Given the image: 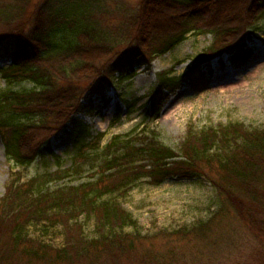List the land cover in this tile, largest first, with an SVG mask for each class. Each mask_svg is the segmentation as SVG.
<instances>
[{
    "label": "trees",
    "instance_id": "16d2710c",
    "mask_svg": "<svg viewBox=\"0 0 264 264\" xmlns=\"http://www.w3.org/2000/svg\"><path fill=\"white\" fill-rule=\"evenodd\" d=\"M114 1L108 6V0H0V24L11 26L17 15L26 16L17 31L0 35V54L11 61L0 66L8 85L0 88V136L12 167L27 169L44 157V151L61 164L49 143L69 126L67 133L77 150L74 157L89 158L87 151L99 147L101 134L92 135L75 115L87 110L106 86L131 78L136 68L168 53L190 32L212 33L216 42L209 56L198 57L194 72L225 51L233 65H240L251 55L246 44L250 29L264 18V0H142L140 14H133L124 0ZM163 5L178 12L166 17L169 30L159 34L161 27L152 23L151 16L162 12ZM246 23L248 32L242 35L239 31ZM131 27L137 34L127 37ZM89 75L97 82L81 96L82 80ZM181 79L168 72L159 74L151 93L152 104H157L155 116L160 114L159 101ZM24 82L32 86L13 88ZM83 99L89 103L84 105ZM43 128H49L52 136L35 140L33 135ZM117 140L119 136L105 147L94 177L78 185L50 188V182L69 175L68 169L39 173L28 181H22L21 171H11L0 202V264L73 263L82 258L86 264H121L127 254L138 253L141 231L134 216L112 195L128 192L144 177L154 184L175 176L208 177L203 165H216L228 183L215 184L216 215L173 234L202 243L214 223L234 215L264 235V198L259 192L264 187V129H245L237 123L197 132L189 127L179 151L155 136L119 144ZM84 213L94 217V237H86L79 225L81 230L70 235L54 256L50 245L29 237L30 225L47 230L62 224L70 229L69 222H77ZM169 255L150 249L139 264H175L177 253Z\"/></svg>",
    "mask_w": 264,
    "mask_h": 264
},
{
    "label": "rangeland",
    "instance_id": "374dc122",
    "mask_svg": "<svg viewBox=\"0 0 264 264\" xmlns=\"http://www.w3.org/2000/svg\"><path fill=\"white\" fill-rule=\"evenodd\" d=\"M124 2L130 6L133 14H140L142 0ZM110 4H115V1L108 0V6H111ZM162 7V12L151 16L152 23L161 27L159 34L169 30L166 17L178 12L164 5ZM16 17L11 26L0 24V35L15 32L20 28L26 16L19 14ZM247 25L246 23L241 27L239 32L242 35L248 32ZM250 33L246 44L251 50V55L240 65H233L225 51L218 57L214 56L208 63L201 64L194 72V63L198 57L209 56L212 53L209 51H212L216 42L212 33L190 32L186 39L171 51L154 58L149 65L136 68L131 78L106 86L102 94L93 98L87 110L75 115V121L86 123L92 135L101 134L100 141L96 142L99 147L88 150L87 154L90 156L87 159L74 157L77 150L67 133L71 131V126L52 137L49 143L51 151L61 157V164H57L54 157L44 151V157H38L27 169L12 167L13 163L6 155L0 136V202L10 181L11 171H21L22 181H28L39 173L68 169V176L49 183L51 189L63 185H78L89 180L98 169L105 147L116 136L120 139L117 140L118 144L122 140L135 137L155 136L159 142L179 151L189 127L197 132L211 126L237 123L245 129L263 130L264 18L250 29ZM136 34L137 28L131 27L127 37ZM126 45L127 43H124L121 47ZM10 62V57L0 54L1 67L9 66ZM166 72L171 77L182 79L159 101L160 114L155 116L157 104H152L151 93L157 85L159 74ZM96 79L95 76L93 78L89 75L82 80L85 86L81 96H85L88 87L97 82ZM31 86V83L24 82L13 88ZM7 87L0 74V88ZM81 102L84 105L89 103L85 99ZM129 104L131 107H128ZM50 123L49 125L55 124ZM50 132L49 128H43L42 131H36L37 136L33 135V138L40 140L50 137ZM201 170L208 177L186 179L175 176L161 184L151 183L149 178L144 177L128 192L112 195L134 216L141 231L138 253L127 254L121 264H139L141 256L150 249L167 256H171V252L177 253L173 259L175 264H264V235L258 233L249 223L240 222L234 215L222 218L220 224L214 223L204 235L206 243H200L197 239H178V235L173 234L216 215L215 211L219 207L217 186L227 187L228 183L216 165L212 168L203 165ZM259 190L264 198V187ZM93 218L84 213L78 217L77 222H69L70 229L62 224L49 226L47 230L36 224L30 225L29 237L50 245L51 255L54 256L67 244L70 235H75L81 227H84L86 237H94ZM128 231H132L131 228ZM69 262L63 260L59 264H86L84 258ZM11 263L13 264V260ZM19 263L24 264L23 261ZM37 264L43 263L39 260Z\"/></svg>",
    "mask_w": 264,
    "mask_h": 264
}]
</instances>
